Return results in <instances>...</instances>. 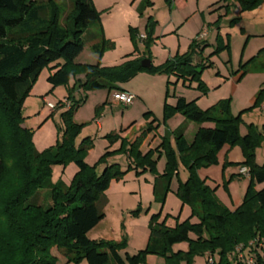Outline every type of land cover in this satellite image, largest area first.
I'll use <instances>...</instances> for the list:
<instances>
[{
	"label": "trees",
	"instance_id": "trees-1",
	"mask_svg": "<svg viewBox=\"0 0 264 264\" xmlns=\"http://www.w3.org/2000/svg\"><path fill=\"white\" fill-rule=\"evenodd\" d=\"M237 1L242 11L253 10L260 3V0ZM70 2L71 9L60 25L63 10L57 4L0 0V264H57L50 252L52 248L66 258L67 264L83 259L88 264H141L146 254L161 257L166 264H191L194 257L207 253L214 257L215 264H249L238 259V249L252 259L250 264H264V161L258 164L254 160L255 148L264 141V135L253 124H248L247 133L240 135L241 117L232 115L229 99L203 110L195 100L178 97L174 105L165 103L163 107L164 119L180 112L199 127L191 143L185 139L186 126L165 131L156 150L161 148L167 160L163 174L153 184V193L158 200H164L169 189L168 177L176 170L179 157L188 176L179 183L176 194L189 206L196 223L185 219L169 227L164 220H158L157 213L152 214L146 247L132 255L121 254L124 243L88 238L89 231L105 217L98 203L111 180L121 179L128 171H134L136 176L155 172L152 151L144 154L140 150L144 136L154 126L151 123L133 141L123 140L121 152L130 160L126 170L122 171L118 164H107L111 152L89 165L84 156L93 141L84 137L76 144L82 125L73 120L84 100L75 101L69 94L65 100L70 102V107L61 114L64 127L60 139L54 146L37 151L32 143V131L22 126V108L40 71L45 67L50 69L46 81L52 87L67 85L71 75H83L76 81L79 89L122 92L119 84L144 71L174 74L184 81L196 80L197 89L205 91L200 75L213 66L209 57L214 52L205 62L202 52L206 45L193 40L183 55L157 67L151 64L149 69L141 66L143 56L112 67L76 64L74 60L84 46V34L89 26L98 23L100 15L90 0ZM129 32L136 41L137 31L130 27ZM97 35L101 38L100 33ZM140 40L148 45L152 41L151 33ZM105 45L111 47L100 39L92 49L100 55ZM260 95L259 92L252 107L259 104ZM57 106L65 107L63 101ZM204 123H212L213 128L200 127ZM107 137L113 138L115 134ZM235 144L242 149L244 158L240 164L249 169L250 177L241 204L231 211L195 171L200 166L217 164L218 152L226 145ZM71 161L77 172L70 184L53 183L52 167L65 166ZM99 165H104L100 172ZM256 185L263 187L257 190ZM41 191L48 195L50 203L46 206L39 203ZM183 242L188 244V249L174 252L173 246Z\"/></svg>",
	"mask_w": 264,
	"mask_h": 264
},
{
	"label": "rangeland",
	"instance_id": "rangeland-1",
	"mask_svg": "<svg viewBox=\"0 0 264 264\" xmlns=\"http://www.w3.org/2000/svg\"><path fill=\"white\" fill-rule=\"evenodd\" d=\"M31 1L59 5L63 10L60 25H63L71 9L70 0ZM148 1L90 0L100 20L89 26L83 41L88 45L93 36L100 33L101 38L98 36L97 41L103 39L111 45H105L100 55L95 53L97 64L112 67L126 59H134L133 54L136 53V57L143 56L157 67L186 53L191 42L196 40L198 44L206 45L202 52L205 62L214 52L209 57L213 66L204 69L200 75L205 91L197 89L199 82L196 80L184 81L174 74L141 71L128 82L119 84L124 93L134 96L132 104L125 107L114 101L115 94L121 91L79 89L77 76L74 75L70 76L67 85L52 87L46 81L50 69L45 67L38 74L22 108V126L32 131L35 150L42 151L54 146L60 139V130L64 127L61 114L68 108L58 107L59 101L69 94L75 101L84 100L75 111L73 120L82 125L76 144L84 137L93 141L84 156L85 162L93 165L104 153L111 152L106 159L107 164H118L122 171L130 162L121 152L123 140L130 142L137 139L153 123L154 129L144 136L140 150L144 154L152 151L156 161L155 172L136 176L134 171H128L121 179L111 180L98 203L105 217L88 233L93 241L124 243L120 251L122 255L136 253L146 247L148 225L153 213H157L158 220H164L166 225H175L185 219L196 221L195 217H191L189 206L183 204L176 194L179 183L188 176L179 157L176 170L168 177L169 189L164 200H158L153 193V184L163 174L167 160L161 148L156 150L165 131L186 126L185 139L191 143L199 127L197 123L187 121L180 112L164 119L165 103L174 105L178 97H184L186 101L195 100L199 108L208 109L220 100L229 99L230 112L241 117L238 123L240 135L247 133L248 124H253L264 135V0H260L258 6L250 11H242L237 0H186V7L181 11L166 0ZM130 27L138 33L136 41L129 32ZM148 32L152 41L147 45L140 40V36L145 37ZM244 71L246 73L241 75ZM259 92V104L252 107ZM49 104L56 108L51 110ZM95 118H99V123ZM109 134H115V139L107 137ZM254 154L255 162L263 163L264 141L255 148ZM243 158L239 144L226 145L217 154V164L200 166L195 171L201 180L215 189L216 198L231 211L241 204L249 185V173L247 176L238 175ZM103 167L99 165L98 172ZM76 172L77 166L72 161L65 166H53L51 181H60L67 186ZM262 187L255 186L257 190ZM128 196L133 201L124 199ZM39 203L44 206L50 203L45 191H41ZM180 246L188 249L186 242ZM50 252L57 259V264L66 260L56 248ZM237 255L241 262L252 260L240 251ZM157 259L156 255L146 254L141 264L156 263ZM62 264H67V261ZM69 264L88 263L83 259ZM191 264H205V258L196 256Z\"/></svg>",
	"mask_w": 264,
	"mask_h": 264
},
{
	"label": "crops",
	"instance_id": "crops-1",
	"mask_svg": "<svg viewBox=\"0 0 264 264\" xmlns=\"http://www.w3.org/2000/svg\"><path fill=\"white\" fill-rule=\"evenodd\" d=\"M173 4L175 5V8L177 9V10H179V11H181V10H183L185 7H186V0H173ZM87 34L85 33L84 34V37L86 36ZM97 37H98V35L97 34H95L94 36H93V38H92V40L88 43V45H86L85 43H84V41H83V43H84V46H83V49H82V51L79 53V55L75 58V60H74V62L76 63V64H80V65H95V64H97V61H96V54H95V52L93 51V49H92V46L95 44V43H97L98 41H97ZM83 40H84V38H83ZM136 53H134L133 54V56H135L136 57ZM84 56H86V57H84ZM123 60H121V62H122ZM120 62V63H121ZM152 63V62H151ZM119 64V63H118ZM118 64H116V65H118ZM83 78V75H80V76H77V80L78 79H82ZM122 89H123V91L122 92H124V88L123 87H121ZM65 100V99H64ZM63 100V101H64ZM127 107V106H126ZM203 110H205V109H203ZM150 112V111H149ZM97 123H99V118H95L94 119ZM200 127H206V128H213V124L212 123H204V124H202ZM197 130V129H196ZM244 135V134H243ZM242 168V167H241ZM238 175H241V176H243L242 174H239V172H238ZM128 198H131L130 196H128V197H125L124 199L125 200H131V199H128ZM131 201H133V199L131 200ZM105 214V213H104ZM153 214H156V213H153ZM197 222V219H196V221H194V222H192V223H196ZM100 223V222H99ZM98 223V224H99ZM97 224V225H98ZM96 225V226H97ZM95 226V227H96ZM167 226H169V227H174L175 225H167ZM94 227V228H95ZM90 232V231H89ZM87 236H88V234H87ZM190 237L191 238H195V236L193 235V234H191L190 235ZM89 238V237H88ZM90 239V238H89ZM180 244L181 243H179V244H176V245H174L173 246V251L174 252H176V251H186V249H182V246H180ZM177 245H179V247L177 248V249H174L175 248V246H177ZM143 248H141V249H139V251L140 250H142ZM137 253V252H136ZM128 254H130V255H132V254H135V253H128ZM203 257L205 258L206 257V255H203ZM66 261V260H65ZM65 261H63V262H65ZM63 262H58V264H62ZM149 264H166L165 263V260L163 259V258H161V257H158V259L156 260V263H149ZM181 264H185L184 262H182Z\"/></svg>",
	"mask_w": 264,
	"mask_h": 264
},
{
	"label": "built area",
	"instance_id": "built-area-1",
	"mask_svg": "<svg viewBox=\"0 0 264 264\" xmlns=\"http://www.w3.org/2000/svg\"><path fill=\"white\" fill-rule=\"evenodd\" d=\"M140 38L142 39V38H144V36H140ZM133 99H134L133 95L126 94L124 92H118L114 96V101L117 102L118 104H121L122 106H125V107L129 106L130 104H132ZM63 103H64L66 108L70 107V102L69 101L64 100ZM48 108H50L51 110H54L56 107L51 105V104H49ZM239 173L242 174V175H246L247 176V174L249 173V170L246 169L245 167H243V168H241ZM237 251H240V250L238 249ZM248 263L249 264L252 263V260H249ZM205 264H215L214 257L211 254H209V253L206 254Z\"/></svg>",
	"mask_w": 264,
	"mask_h": 264
},
{
	"label": "water",
	"instance_id": "water-1",
	"mask_svg": "<svg viewBox=\"0 0 264 264\" xmlns=\"http://www.w3.org/2000/svg\"><path fill=\"white\" fill-rule=\"evenodd\" d=\"M151 61L149 59H143L141 61V66L145 69H149L151 67Z\"/></svg>",
	"mask_w": 264,
	"mask_h": 264
}]
</instances>
